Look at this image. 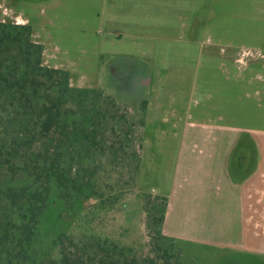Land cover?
<instances>
[{
	"label": "trees",
	"instance_id": "trees-1",
	"mask_svg": "<svg viewBox=\"0 0 264 264\" xmlns=\"http://www.w3.org/2000/svg\"><path fill=\"white\" fill-rule=\"evenodd\" d=\"M32 33L30 23L0 20V195L17 213L0 218L1 264H178V241L163 232L165 196L138 193L153 255L95 225L137 187L147 99L137 134L115 95L73 86L67 69L45 65ZM55 202L72 226L50 255L40 253L38 234Z\"/></svg>",
	"mask_w": 264,
	"mask_h": 264
},
{
	"label": "crops",
	"instance_id": "crops-1",
	"mask_svg": "<svg viewBox=\"0 0 264 264\" xmlns=\"http://www.w3.org/2000/svg\"><path fill=\"white\" fill-rule=\"evenodd\" d=\"M213 1L102 0L99 13L108 64L125 58L142 69L138 88L148 104L139 190L168 198L164 234L201 244L227 243L231 228L243 234L264 207V135L250 131L251 142L241 140V130L191 112Z\"/></svg>",
	"mask_w": 264,
	"mask_h": 264
},
{
	"label": "rangeland",
	"instance_id": "rangeland-1",
	"mask_svg": "<svg viewBox=\"0 0 264 264\" xmlns=\"http://www.w3.org/2000/svg\"><path fill=\"white\" fill-rule=\"evenodd\" d=\"M101 8L102 0H0V20L30 23L32 38L44 45L43 63L67 69L73 86L100 87L115 95L127 113L128 125L136 123L139 134L137 120L146 98L138 88L142 69L125 58L108 64V57L101 51ZM205 10L207 37L196 74L192 116L233 128L234 133L241 130V140L251 142L252 133L255 139L260 133L264 135V0H214ZM218 131L217 135L228 130ZM116 173L123 185L127 171ZM139 191L138 184L126 188L122 204L95 225L103 233L134 244L140 256L148 257L153 255V241ZM57 206L55 202L41 223L40 253L55 254L57 234L72 226L60 218ZM253 214L260 221L256 225L253 222L243 234L231 228L227 243L178 241V259L171 262L264 264V207ZM16 215L15 208L0 195V218L7 221Z\"/></svg>",
	"mask_w": 264,
	"mask_h": 264
}]
</instances>
